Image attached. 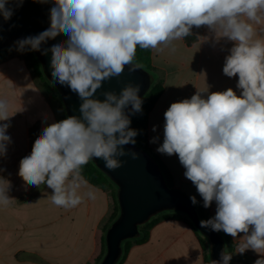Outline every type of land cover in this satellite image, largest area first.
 Listing matches in <instances>:
<instances>
[{
  "label": "clouds",
  "instance_id": "9594fccd",
  "mask_svg": "<svg viewBox=\"0 0 264 264\" xmlns=\"http://www.w3.org/2000/svg\"><path fill=\"white\" fill-rule=\"evenodd\" d=\"M49 3L50 27L35 36L16 41L17 50L41 51V45L58 35L67 39L41 51L51 52V77L78 95L80 116H68L43 128L31 153L21 159L19 176L30 186L44 184L52 190L51 201L65 209L85 198L95 200L98 188L90 186L83 166L102 159L116 170L139 154L125 150L135 145L138 131L130 114L142 112L139 85L131 83L120 94L103 93L93 98L102 82L141 69L135 63L137 47L163 51L174 40L191 35L193 26H207L234 42L225 58L223 73L238 76V96L232 88L198 91L190 99L172 103L164 113L161 154L178 155L203 207L215 202L214 217L200 225L236 238L245 233L248 249L264 250V39H254L253 23L264 19V0H33ZM24 0H0V17L9 20ZM175 49L173 48V51ZM9 104L0 99V121H8ZM10 124H0V155L6 154ZM155 126L153 131H155ZM158 137L150 142L156 143ZM8 187V186H7ZM0 188V206L11 198ZM89 190L81 194V189ZM195 206L196 196L189 197ZM250 232V234H249ZM231 255L222 254V264ZM213 264L218 262L213 261ZM254 264H264V258Z\"/></svg>",
  "mask_w": 264,
  "mask_h": 264
},
{
  "label": "crops",
  "instance_id": "0c3cea01",
  "mask_svg": "<svg viewBox=\"0 0 264 264\" xmlns=\"http://www.w3.org/2000/svg\"><path fill=\"white\" fill-rule=\"evenodd\" d=\"M253 28V38L264 39V19L253 23ZM190 36L195 39L191 44L178 39L163 51L153 50L154 74L159 75L158 82L163 84L164 92L149 115V145L168 167L174 188L196 196L203 205L196 187L184 176L178 155L156 151L163 142L164 113L172 103L190 99L198 91L206 98L209 93L228 88L239 96L241 90L237 88L238 76L230 78L223 73L225 58L234 42L207 26H193ZM154 137H158L157 142L151 143ZM18 170L15 165L14 171ZM88 184L100 190L97 198H85L77 207L65 209L52 203V190L46 185L33 191L36 186L18 182L15 172L0 174V188L8 186L7 195L11 198L7 207L0 206V264H94L102 250L103 228L115 204L108 191ZM88 190L83 187L80 191L82 194ZM204 209L208 219L214 217L215 202ZM168 222L180 221H165L153 228L150 240L133 245L123 264H180L181 239L172 238L171 248L167 249L169 239L155 235L161 226L168 233L177 229ZM244 236L245 233H239L236 238L231 236L236 245L234 253L242 258L243 264H254L264 254L251 249L240 253V245L246 242Z\"/></svg>",
  "mask_w": 264,
  "mask_h": 264
},
{
  "label": "water",
  "instance_id": "95a60500",
  "mask_svg": "<svg viewBox=\"0 0 264 264\" xmlns=\"http://www.w3.org/2000/svg\"><path fill=\"white\" fill-rule=\"evenodd\" d=\"M15 9L9 20L0 17V51L20 39L35 36L50 27L49 3H37L33 0H24L21 7L14 4ZM64 34L58 35L41 45V51L51 48L54 44L66 40ZM41 51H34L47 79L56 87L61 95L67 116H80L79 111L82 101L78 95L67 86H62L51 77V52L42 55ZM139 85L138 95L143 97L152 87L153 79L143 69L129 72L125 66L124 72L119 77H112L102 82V86L93 98L105 99L103 93L114 92L119 95L127 84ZM130 115V107L125 110ZM125 150H132L139 154L137 159L130 156L120 157L125 161L122 167L108 170L102 159L94 158L92 162L117 186V198L120 208L118 218L112 223L106 233V254L101 264H117L123 253V242L135 238L139 228L148 223L157 215L177 210L186 214L196 229L205 236L211 246V264L213 261L222 264V254L225 253V244L221 235L210 228L201 227V218L189 196L182 191L168 186L166 179L155 159L143 149L135 145H125Z\"/></svg>",
  "mask_w": 264,
  "mask_h": 264
},
{
  "label": "rangeland",
  "instance_id": "374dc122",
  "mask_svg": "<svg viewBox=\"0 0 264 264\" xmlns=\"http://www.w3.org/2000/svg\"><path fill=\"white\" fill-rule=\"evenodd\" d=\"M152 77L157 83L159 75L153 73ZM0 99L8 101L11 116L8 121H0V124H10L6 134L11 137V142L7 144L6 154L0 155V174L9 175L15 172L18 182H24L19 176V170L14 171L15 165L19 168L21 159L31 153L34 141L41 135L44 127L65 119L63 103L57 93L50 92L47 83L34 73L33 53L27 49L23 52L18 51L15 42L7 46L0 55ZM42 185L39 188L35 187L33 191H38ZM104 190L108 191L112 198L113 193L117 192L112 188ZM187 217L182 213L179 220L181 223L168 222L177 229L168 233L165 226H161L155 231V235L166 236L169 239L167 249L171 248L169 244L172 238L176 241L178 238L181 239L180 264H208V257L211 264L209 240L190 224ZM110 218L111 216L103 228L102 250L94 264H101L105 257L106 240L104 242L103 239L106 236L105 229ZM165 221L172 220H165L164 216H159L157 225ZM202 237L208 241L207 247L203 246ZM136 244L134 242L133 245ZM234 252L229 254L231 255L229 264H243L242 258Z\"/></svg>",
  "mask_w": 264,
  "mask_h": 264
},
{
  "label": "trees",
  "instance_id": "16d2710c",
  "mask_svg": "<svg viewBox=\"0 0 264 264\" xmlns=\"http://www.w3.org/2000/svg\"><path fill=\"white\" fill-rule=\"evenodd\" d=\"M187 44H191L194 42V38L192 36H187L184 38ZM3 51H0V55L3 54ZM33 53V69L34 73L42 78L48 86L49 91L56 92L57 95L61 98V95L59 94L56 87L47 79V77L44 74L42 64L39 61L38 57L34 53V51H31ZM153 50H144L137 47L136 51V57H135V63H139L142 65L141 69H143L145 72H147L151 77L154 73V66H153V60H152ZM153 79V77H152ZM164 92L163 84L160 82L155 83L153 79V84L149 92L143 97V104H142V112L137 113L135 115L131 116V125L130 127L132 129H135L138 131V135L135 137L136 143L135 146L143 149L146 151L149 155H151L155 161L158 163L165 179L169 187L174 188V182L173 177L168 169V167L163 163V161L158 157V155L150 148L149 145V115L154 109L157 101L162 96ZM62 100V98H61ZM63 103V102H62ZM63 109L65 110L64 104ZM65 118H67V114L65 111ZM82 174L84 178L94 184L97 187L103 188V189H115L117 190V186L90 160L87 165L83 166ZM114 190V191H115ZM113 199L115 202V209L113 214L111 215V218L109 220V223L105 229V233L109 230L112 223L118 218L120 214V208L118 204V198H117V192L115 191L113 193ZM197 211L199 213V216L201 220H208L205 209L200 201L196 204ZM164 216L165 220H180L182 216V212L177 210H170L163 212L156 217L152 218L148 223L141 226L139 228V234L137 237L126 240L123 242V253L122 256L117 264H123L129 254V251L132 247V245L135 243L139 245L146 244L150 240V232L151 230L158 224V217ZM188 221L190 224L196 229L192 221L189 217ZM225 244V253L226 255L232 254L235 251L236 245L234 241L232 240L230 235L225 234L223 231L218 232ZM106 236L104 237L103 241L105 242ZM208 241L202 237V244L204 247H207ZM132 244V245H131ZM208 264H210V259L208 257Z\"/></svg>",
  "mask_w": 264,
  "mask_h": 264
}]
</instances>
